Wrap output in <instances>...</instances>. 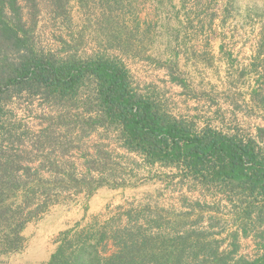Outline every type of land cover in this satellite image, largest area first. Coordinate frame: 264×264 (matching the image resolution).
Wrapping results in <instances>:
<instances>
[{"label": "trees", "instance_id": "1", "mask_svg": "<svg viewBox=\"0 0 264 264\" xmlns=\"http://www.w3.org/2000/svg\"><path fill=\"white\" fill-rule=\"evenodd\" d=\"M39 1L0 0V254L21 251L26 225L61 198L124 187L135 155L173 169L190 195L178 208L148 199L94 216L59 233L45 264H264V127L199 128L140 93L116 57L44 51L31 26ZM45 1L62 16L70 0ZM22 94L49 110L36 132L8 108ZM250 237L257 253L238 256Z\"/></svg>", "mask_w": 264, "mask_h": 264}, {"label": "rangeland", "instance_id": "2", "mask_svg": "<svg viewBox=\"0 0 264 264\" xmlns=\"http://www.w3.org/2000/svg\"><path fill=\"white\" fill-rule=\"evenodd\" d=\"M117 1L70 0L66 13L55 16L40 0L31 25L38 47L61 55L116 57L140 93L158 98L169 114L193 119L199 128L208 123L249 136L264 127V0ZM40 104L22 94L8 108L18 123L36 132L40 117L49 113ZM128 157L138 165L128 161L133 174L125 177L124 187L61 198L26 225L24 248L0 254V264H45L59 233L94 216L103 220L117 206L148 199L178 208L181 195H190L173 178V169L148 168L139 157ZM256 250L251 237L239 240L238 256L253 258Z\"/></svg>", "mask_w": 264, "mask_h": 264}]
</instances>
